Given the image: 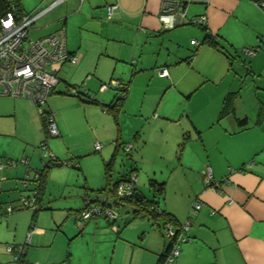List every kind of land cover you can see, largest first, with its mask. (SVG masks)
<instances>
[{"label":"crops","instance_id":"0c3cea01","mask_svg":"<svg viewBox=\"0 0 264 264\" xmlns=\"http://www.w3.org/2000/svg\"><path fill=\"white\" fill-rule=\"evenodd\" d=\"M52 1L54 0H44L41 4L45 2V5L42 7ZM163 1L175 0H84L81 3L78 0H67L36 21L44 26L40 37L46 36L62 27L47 21L56 8L62 5L73 8L77 6L76 12H83L79 16L95 31L93 36L97 38L83 48L80 44L70 47L66 44L67 52L76 56L77 62L59 69V72L64 70L65 76L61 82L65 90H54L46 99L45 107L53 114L58 131V135L49 141L47 147L49 145L52 151L60 148L59 152H55L57 160L69 152L76 153L74 148L66 144L75 130V123L69 115L70 111L60 106V103H68L67 100L70 99L74 106L72 111L78 113V121L91 136L92 153L101 152L103 143H110L114 151L115 145L123 147L131 138L143 149L147 144L156 148L154 157L159 158V164L152 168L154 176L148 180L163 183L164 189L154 199V206L173 219L170 222L174 225H181L187 219L190 221L185 233L189 242L180 245V253L173 264H264V85H259L245 97L247 103L250 97L256 102H251V107L246 110L242 103L244 94L240 93L243 87L237 86V83L243 82H238L239 74H235L229 83H224L223 80L225 73H229L235 63H238L237 71L243 70L248 75L256 73L253 63H264V12L251 0H209L207 4H192L196 6L190 8L188 6L185 16L188 22L204 15V27L185 23L164 30L158 20ZM112 3H116L118 8L108 18L107 5ZM62 25H65V18ZM205 35L215 41V48L204 43ZM192 40L197 45H191ZM110 44L118 46L112 47ZM125 47L128 51L126 58L130 54L128 63H123L119 55ZM243 49H256L257 52L250 57L242 53ZM103 58L107 59V63H102L105 62ZM131 60L134 62H130ZM118 63H122L121 67L127 69L130 80L124 83L117 79L126 85L127 90L116 121L99 105L83 103L79 97L67 94L68 89L74 86L80 94L86 91L98 103L109 106L116 94L114 89V92H100L97 88V93L101 94L98 97L87 86L92 80L98 81L99 86L103 84L99 79L106 78L103 76L102 66H107L108 73L110 68L116 69L120 65ZM245 63H249V67ZM160 68L167 70V77L157 75ZM107 80L110 81L111 76L107 75ZM76 83L81 86H76ZM80 87L85 90H80ZM134 89L137 107L140 108L136 113L127 108ZM203 90L210 105L208 109L200 107L192 112L186 107L188 105L166 109L163 107L168 92L190 104ZM225 99L227 114L222 115ZM154 115L157 116L154 118ZM137 116L140 118L139 127L127 129L129 133H125L127 138H124L128 118L137 123ZM235 118H245L246 128L238 129ZM223 119L225 121L221 123ZM37 122L40 132L37 133L35 142H40L44 139V133L39 116ZM153 129L160 132L159 137L151 133ZM133 132L136 134L131 137ZM96 143L101 145L98 151L93 150ZM173 143L180 146L178 156L172 150L170 154H174L173 158L162 156V146L168 148L167 144L170 146ZM85 153L88 152L79 150L71 157L77 160L88 155ZM104 157H107V151ZM75 163L78 166L79 163ZM247 165L251 167L247 168ZM76 170L80 171L79 166ZM207 170L211 173L208 185L204 182ZM25 188L31 189L29 185H25ZM42 188L38 193L33 186L32 193L27 195L34 198L39 208L34 218L30 210L28 226L24 219L10 217L11 214L22 211L19 203L16 206L10 205L13 212L7 217L0 215V264H10L8 256L11 258V254L6 252V245H24L25 262L27 258L33 261L27 262L28 264H40L32 260L36 250L49 245L53 248L56 242L61 245L68 242L69 247L70 241L79 236L80 231H71L42 241L41 236H45L46 230L35 223L39 217H45L53 211L49 198L43 202ZM104 189L95 190L88 186L85 191L98 192ZM135 189L136 198L142 196L146 199L140 189ZM148 191L153 198L149 187ZM90 197L86 192L81 196L82 208L95 204L98 197L89 199ZM103 197L107 204L111 203V209L121 206L108 201L106 195ZM159 200L162 201V207H159ZM195 201L201 203V208L192 216L189 215V207ZM129 205L132 211L133 206ZM135 217L137 216L132 215L131 218ZM116 218L112 220V224ZM146 219L149 220L147 217ZM51 220L55 223L53 215ZM124 221L123 227L131 222ZM118 224L113 226L115 238L111 237V244H108L107 239V245H102L107 248V254L103 252L104 256L97 264H157L159 257L169 247V241L161 232L163 220L158 224L152 223L151 226L156 227L152 231L149 225L131 224L121 235ZM19 230L21 235L17 238L15 235ZM10 231L14 233L11 234ZM23 233H31L29 244L25 243L27 235L23 240ZM95 245L94 241L92 248ZM72 256V253L61 254L57 260H46V263H68ZM83 264L96 262L92 259Z\"/></svg>","mask_w":264,"mask_h":264},{"label":"rangeland","instance_id":"374dc122","mask_svg":"<svg viewBox=\"0 0 264 264\" xmlns=\"http://www.w3.org/2000/svg\"><path fill=\"white\" fill-rule=\"evenodd\" d=\"M43 1L44 0H20V4L24 13L31 14L33 11H35V9L39 7V9H41L42 6L45 5V2L41 4ZM194 6L196 5H190L189 8ZM76 7L73 8L69 5L59 6L52 12L47 21L56 23L58 27L62 26L60 29H63L65 32V41L68 47L74 46L75 44H80V46L83 48L86 45H90V41L97 40V38L93 36L95 31H93L88 24H85L83 18L79 16V14H82L83 12H76ZM190 11L191 10H189V12ZM64 18L65 25L63 26L62 20ZM43 29L44 26H42L40 22H35L31 26V30L28 34L29 38L36 40L41 36ZM117 46L118 45L116 44L112 45V47ZM127 52L128 51L126 47L124 51L121 49L119 52L123 63H128V59L130 58V54L126 58ZM133 58L136 59V56L133 55ZM102 60L105 61L102 63H107V59L103 58ZM118 64L120 65L116 69L112 70V68H110L108 73L107 66H102L103 76L106 78H99L101 82H109L107 80V75L109 77L111 76L110 81H119L117 79H121L125 83L130 80V76L128 77L127 75V69L121 67V65H123L122 63ZM235 64L236 65L232 67V70H230L229 73H225L223 80L224 83H229L232 78L235 77V74H237V76L239 74V79H237L238 82L243 81L244 83H237V86L242 85L241 87H243V89L241 88L240 90V93L242 95L244 94L242 99L243 109L245 108L248 110L251 107V102L254 104L256 102L250 97L247 103L245 101V97L247 98L249 93L258 88L259 85H264V63H253V69L256 70V73L249 75L243 70L237 71L238 63ZM245 64V66L249 67V63ZM206 69L208 70L209 68ZM63 71L64 70H61L57 73L59 83L54 90H65V86L61 82V79L65 76ZM111 72L112 74L110 75ZM88 84L89 85L87 87L90 88L92 92L97 93L99 82L92 80ZM75 85L81 86L79 83H76ZM208 87L211 86L209 85ZM247 87L249 90H247ZM112 89L113 88L108 89L107 92H114ZM80 90L83 91L85 89L80 87ZM203 91L204 92L195 96L190 104L186 100L178 99L174 94H170V92H168L165 95L163 107L166 109L188 105L186 107L189 110H192V112L200 107H205L208 109L210 108V105H208V100L206 99L207 94L205 93V90ZM97 95L98 97L101 96L99 92ZM74 99L79 101L75 97ZM67 101L68 103H60V106L66 111H70L69 115L75 123V130H73L68 137L66 144L71 148H74L76 153L69 152V154L67 153L65 155H61L59 157V161L63 162V165L50 168L47 171L46 180L42 188L44 193L43 202L45 203V201L49 198L51 201L49 205L51 208H53V211L52 214L50 212L45 217H39L35 224L36 226L46 230L45 236H41L42 241L50 240L55 235H60L61 233L68 234V232L71 231H80V234L78 237L70 241L69 247L67 246L68 242H65V245H61L59 242H56L53 248H51V245H49L36 250L35 258L32 260L38 261L40 264H47L46 260H57L61 254L67 255L72 253L73 256L71 260L64 264H83L89 262L92 259H94L97 264V261H99L104 256L103 252L107 254V248L102 245H107V239L109 240L108 244L110 245L111 237L115 238V234L112 229L114 225L117 226V223H119V235H121L123 231L129 229L131 224L149 225L148 227L151 229V231L155 226L152 227V222L150 223V221L147 220L144 215L143 218H141L142 216H137L132 219L131 207L129 203H121L119 204L121 205L120 207L114 208V212L117 213V218L113 224L112 219H107L103 216L94 217L92 219L82 220L79 222L80 213L82 210L80 212H77L76 210L82 208L83 206L81 196L85 192L91 196L89 199L103 197L106 195L108 201L113 202L114 198L112 193L108 191L110 187H108L106 183H114L121 176H136L135 187L142 191L146 199L151 200L152 195L148 191V179L154 176V174H152V168L158 166L159 158L154 157L156 148H154L153 145L147 144L143 149L141 145H138L137 142H133L131 138V140L128 141V143L126 142L123 147L118 148L114 157V161L111 165V170L109 171V178L106 179L104 175V162L108 161L111 157L113 146L110 143H108V145L103 143L104 148L101 152L92 153V142L90 143L91 136L88 131L84 130L85 128L80 124V121H78V113L76 111H72L74 108L72 101L70 99ZM79 103L81 102L79 101ZM137 104L138 101L134 89L131 91L130 101L128 102L127 106L128 111H133L134 113L140 111V108L137 107ZM239 105L240 110L241 102ZM146 107L147 105L145 108ZM44 109L47 110V107H44ZM39 111L40 109L32 105L27 99L12 98L0 95V166L2 167L0 170V210L4 209V206L7 205H18L21 197H27V195L32 193L31 189H33V186L34 188L37 187V183L34 181L35 172L41 170L44 163L48 161V159L43 158V151L40 148L41 141L35 142L36 135L38 132H40L38 130L37 122V115ZM156 116L157 115H154L153 117L155 118ZM130 119L131 118H128L127 121L128 123L126 131L124 132V138H127V134L125 133H129L128 130H134L135 128L139 127V117L137 123L131 122L132 120ZM224 121L225 120L223 119L221 123ZM151 133L158 137L160 134V132H158L156 129H153ZM135 134L136 132H133L131 137ZM51 140L52 138L47 137V144ZM175 144H170V146L167 144L168 148L162 146V156L165 155L166 158H173L174 154H170L171 150L175 153V155L178 156L180 146L178 147ZM129 146L130 148L126 150V147ZM59 150L60 148H56L54 151H52L48 145V151L51 152L55 158H57L55 152H59ZM79 150L88 152L85 153L88 155L77 160L73 159L71 157L72 154H77ZM106 151L107 157L105 158L104 156ZM22 160L25 162V165L21 164ZM76 161L79 163L78 166L80 171H77L74 168V165H77V163H75ZM132 169H136V171H132ZM25 184L30 186L31 189H28L29 191L26 190ZM1 185H3V187H1ZM88 186L94 187L95 190L105 188V191L101 193L97 191H85L87 190ZM159 207H162L161 200H159ZM30 210L31 209L18 211L14 214H11L10 217L15 218L14 216H16L18 219L22 218L25 220L28 226L29 217L31 214ZM52 215L55 218V223H53L51 220ZM123 219L126 221L130 220L131 222L127 226L123 227V223L125 222ZM17 225L19 228L20 224H18V222ZM10 233L13 234L14 231H10ZM20 235L21 232L19 230V233L15 236L19 238ZM26 235L27 233L22 234L23 240ZM146 237L147 234H145L144 238ZM94 241L96 242V245L95 248H92V243ZM24 250L26 249L24 248ZM8 258L9 261H11L10 256H8ZM26 260L27 262H33L27 258ZM10 264L16 263L10 262Z\"/></svg>","mask_w":264,"mask_h":264},{"label":"built area","instance_id":"2783aa9c","mask_svg":"<svg viewBox=\"0 0 264 264\" xmlns=\"http://www.w3.org/2000/svg\"><path fill=\"white\" fill-rule=\"evenodd\" d=\"M67 0H54L48 5L31 14L24 13L19 17L15 14L7 12L0 17V95L12 98L27 99L32 105L40 109L45 107L48 95L54 91L59 83L57 73L64 65H75L77 57L69 54L66 50L65 32L63 29L48 34L46 36L32 40L28 34L31 26L45 13L54 7L64 3ZM80 3L84 0H78ZM253 4L264 12V0H251ZM209 0H175L163 1L160 5L158 20L164 30L175 28L179 25L190 23L195 26L204 27L206 17L204 15L192 18L186 22L187 7L192 4H207ZM118 6L116 3L107 5V17L113 14ZM191 45H197L192 40ZM256 49H243L242 53L247 56H254ZM130 62H134L131 60ZM159 77H167V70L160 68L157 70ZM111 87H117L116 81H110L99 86L100 92H105ZM71 95L76 96L79 92L76 88H70L68 91ZM86 92V91H85ZM84 92V93H85ZM38 112V113H39ZM45 127L48 137L54 138L58 135L57 127L53 114L50 112L45 117ZM43 158L48 161L54 160V156L48 151L45 144H41ZM101 148L99 143L93 146L95 151ZM126 147V150L129 149ZM22 164L25 162L22 160ZM63 164V162H62ZM247 168L251 165H247ZM0 166V170H1ZM136 176H129L126 180L119 182L112 190L114 198L113 203L119 205L122 198H128L135 188ZM204 182L208 185L211 182V173L206 171ZM26 185V184H25ZM105 197H98L95 204H88L80 213L81 220H89L94 217H105L114 220L117 213L111 209L106 203ZM109 206H107V205ZM20 208H36L34 198L32 196L21 197L19 202ZM201 208V203L193 202L189 207V215H196ZM13 209L10 206L0 210V215L7 217ZM190 225L187 219L181 225H174L172 222L165 221L161 227L163 236L169 241V251L161 264H173L174 259L180 253V245L189 242L186 237V231ZM30 234L26 236L25 243L28 244ZM6 252L11 254L10 262H17L25 253L23 246L11 247L6 245Z\"/></svg>","mask_w":264,"mask_h":264},{"label":"trees","instance_id":"16d2710c","mask_svg":"<svg viewBox=\"0 0 264 264\" xmlns=\"http://www.w3.org/2000/svg\"><path fill=\"white\" fill-rule=\"evenodd\" d=\"M11 11L15 14L16 17H19L20 15L24 14V11H23L22 6L20 4V0H0V17L4 16L7 12H11ZM204 43H206L207 45L212 46L214 48L217 46L215 41L209 35H205ZM116 82H117V87H114V88L111 87L116 91V94L114 96L113 102L109 106H104V105L98 103L94 99V97L89 95L87 92H85V93L82 92V94L78 93L76 96L79 97L80 101L83 103L99 105L103 111H105L106 113L111 115V117H113V119H115V121H116V118H117L116 115L119 113V111L121 109L122 102H123V99L125 98V93L127 90L126 85L121 84L119 81H116ZM70 88H74V86H72ZM67 94H70V93L68 92ZM72 96H74V95H72ZM226 101H227V99H225L224 109L221 112L222 115L227 114ZM49 113L50 112L48 110H45L44 108L42 109L41 112L38 113V116L41 120L42 130L44 133V139L40 142V144L46 143V145H47L48 135L46 132V127H45V117ZM235 119H236V124H237L238 129L246 128L247 122H246L245 118H235ZM118 148H119V145H115V149H114L113 154L111 155L109 161L104 162V175H105L106 179L109 178V171L111 170V165L114 161V157L116 155ZM61 165H63L62 162L57 160V158H54V160L47 161L46 163H44L43 168L41 170H38L35 172V182L37 183V187L34 189L37 190L38 193H39V190L43 187L47 171L50 168L59 167ZM74 168L78 169V166L74 165ZM132 171H135V170H132ZM127 178H128V176H123V177H121V179H118L114 183H109V182L106 183L108 185V187H110V189H108V191H110V193H112V190L114 189V187L119 182H122V181L126 180ZM107 185H106V187H107ZM148 187L150 188V190L153 193V198L151 200L144 199L142 196H139L138 198H136L135 197L136 189L134 188L133 193L131 194L130 197L121 199L122 203L132 204V206H133V209L131 211L132 215L133 216L134 215L135 216H143L144 215L153 223V225L158 224V222L161 220H163V223L165 221H169V222L172 221L173 219H171L165 213H163V212H161L155 208L156 202L154 201V199L163 193L164 184L163 183H157L154 180H148ZM103 191L104 190H101L98 192L101 193ZM8 206H10V205H8ZM86 207H87V205L84 206L83 208H81L80 210H77V212H80L81 210L85 209ZM20 209L23 210V209H29V208H23V209L20 208ZM38 210H39V208L37 207V205H36V208L31 210L33 218H34V215L36 214V212ZM80 221H82V220L79 218V222ZM30 227L31 228L33 227L32 222L30 223ZM9 246L18 247L19 245H14V246L9 245ZM20 246H23V248H25L24 245H20ZM168 251H169V247H167L166 250L164 251V253L159 257V261L157 264H161V262L165 258V255L168 253ZM24 257H25V253L15 263L16 264H28L27 262H25Z\"/></svg>","mask_w":264,"mask_h":264}]
</instances>
